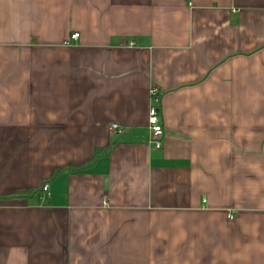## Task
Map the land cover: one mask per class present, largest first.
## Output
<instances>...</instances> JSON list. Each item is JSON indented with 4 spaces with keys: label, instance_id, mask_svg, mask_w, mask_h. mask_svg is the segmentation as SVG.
Returning <instances> with one entry per match:
<instances>
[{
    "label": "crops",
    "instance_id": "1",
    "mask_svg": "<svg viewBox=\"0 0 264 264\" xmlns=\"http://www.w3.org/2000/svg\"><path fill=\"white\" fill-rule=\"evenodd\" d=\"M0 264H264V0H0Z\"/></svg>",
    "mask_w": 264,
    "mask_h": 264
},
{
    "label": "built area",
    "instance_id": "2",
    "mask_svg": "<svg viewBox=\"0 0 264 264\" xmlns=\"http://www.w3.org/2000/svg\"><path fill=\"white\" fill-rule=\"evenodd\" d=\"M78 38H79V34H74L72 36V40H76ZM151 96H152V106L149 112V121H148L149 130L153 140L152 144H154L155 149L159 151L163 147L162 139L164 137V130L160 121V111H159L161 106V98L159 92L155 88L152 89ZM110 131L114 134L116 138L121 137L123 135V130L115 124L110 127ZM47 191H48V187L45 186L43 188V193L46 194ZM232 218L233 216L230 217V219Z\"/></svg>",
    "mask_w": 264,
    "mask_h": 264
},
{
    "label": "trees",
    "instance_id": "3",
    "mask_svg": "<svg viewBox=\"0 0 264 264\" xmlns=\"http://www.w3.org/2000/svg\"><path fill=\"white\" fill-rule=\"evenodd\" d=\"M116 144V142H114L113 144H110L109 147H107L106 149H103V150H98L96 151L95 153V159L100 155V154H108L114 147V145ZM72 171H79V170H72ZM34 194V191L33 190H30V191H26V192H23L21 194H18L16 197H20V198H26L30 195H33Z\"/></svg>",
    "mask_w": 264,
    "mask_h": 264
}]
</instances>
